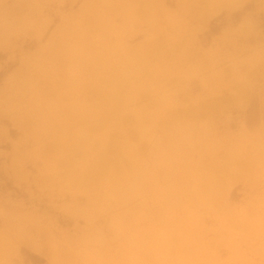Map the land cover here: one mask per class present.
<instances>
[{"label":"rangeland","instance_id":"1","mask_svg":"<svg viewBox=\"0 0 264 264\" xmlns=\"http://www.w3.org/2000/svg\"><path fill=\"white\" fill-rule=\"evenodd\" d=\"M133 1L0 0V264H264V0ZM90 28L175 40L78 148L98 74L75 93L59 68Z\"/></svg>","mask_w":264,"mask_h":264},{"label":"bare ground","instance_id":"2","mask_svg":"<svg viewBox=\"0 0 264 264\" xmlns=\"http://www.w3.org/2000/svg\"><path fill=\"white\" fill-rule=\"evenodd\" d=\"M155 1L156 0H134L132 2L133 3L132 10L133 12L136 13H140V12L145 13L149 7V4H152ZM206 1L207 3H209L210 0H194V3L196 4V6H198V9L201 8L202 11L204 8L203 4L206 3ZM94 22H95L94 28H97V21ZM93 29L90 28L87 31L88 35L86 36V39H79L76 40V42H74L75 46L80 48L81 47L88 48V50H83L82 52V50H77L78 48H76L75 46L71 48L72 49L71 53H75L76 64L73 63L74 68H72L69 72L66 71L68 73L62 72L59 68V72L61 73V75H63L62 78L67 82L62 84L63 85L62 87L68 88L69 90L73 89L74 92L76 90L79 91V88L81 89V87H83L84 82L89 83L91 81L92 78L90 73V67L91 65L95 64L94 72L98 74V77L94 80L93 82L95 83L94 88L92 89V91H89L87 93V98H85V102H84V103H88L89 101H91L92 105L90 107L86 105L78 106V108L74 111L75 113L71 114L69 122H71L72 127L74 126L75 129L71 130L69 139L67 138L68 142L66 141V144L69 145L72 144L77 146V144H82V147L84 148L85 146L87 147L88 145L92 144V138H91V136L93 135L92 133L96 134L97 132H99L100 130L99 128L102 129V127H104V125L108 122L109 119H114L115 117L120 118L118 111L121 108L122 102H127V100L124 98V92L126 91L125 89L128 88V86L130 85H136V86L139 84H140L139 86L144 85L145 82L144 81L140 82L137 75H139L141 72L144 73L145 70L150 68L151 65H154V63L163 62L166 56L169 55L170 53L168 50H167L168 52L165 50L166 48L164 49L165 47L164 45L165 44L169 45L171 42H173V40H175V39L172 40L167 39L166 37H164V39L162 38L160 40L158 39L147 40L135 47L128 48L127 46L124 45L123 42H119L117 44H110L109 43L110 40L109 41L107 40L109 37L103 35L100 36V37L105 36L104 37L105 39H103L102 41V45H95L97 43L96 35L92 33L89 34V32ZM116 33H118L117 30L114 34ZM89 35H91V37ZM172 44L173 45H171V48L172 46H174V43ZM174 47L173 49H175ZM61 54L70 55L69 52L65 49L61 52ZM62 55H60L61 56L60 61L63 63L65 62V60H63L64 56ZM108 64L112 65L111 68H109L108 71H104L105 66ZM47 74L49 75V78L53 80V82H56L55 77L57 72H55L54 74H51V72ZM144 77H146V75ZM57 85L59 84L57 83ZM53 89H55L54 86ZM78 91H76L75 93H78ZM54 102L57 105V102H62V99L55 98ZM59 107H61V104L59 105ZM76 116H78L77 118L79 121L73 123L72 121ZM92 117H97V119H99L98 120L99 122L96 124L92 123L90 120V118ZM53 119L54 117L52 119L50 118L42 119V121H40L41 129L45 131L54 129L52 128ZM46 123H48V125H45ZM117 123L118 120H115V124ZM61 128H59L60 130L57 129L58 132L60 131L64 132L63 131L64 128L63 130ZM66 129L68 131L67 127ZM126 133H128L129 137L133 138L132 132L127 131ZM68 135L69 134H66L67 137ZM64 136L65 135H63L62 137L66 139V136L65 137ZM78 146H77L78 148H81L80 145ZM108 150L109 149L107 148V151ZM107 151L106 153H108ZM97 153L99 155L98 154L96 155L95 157L96 159L98 157L101 158L103 157L102 155H104V153H101V155L100 152ZM80 212L81 213L79 214H82L83 217H85L84 215L86 214L85 213L83 214L82 211ZM8 243L11 244L10 242ZM19 243L21 244L22 240ZM14 244H18V242ZM1 245L4 244L1 243ZM13 248L15 249L14 246Z\"/></svg>","mask_w":264,"mask_h":264}]
</instances>
